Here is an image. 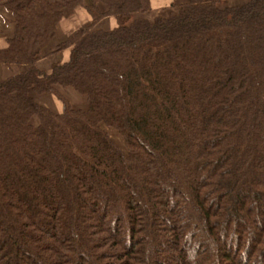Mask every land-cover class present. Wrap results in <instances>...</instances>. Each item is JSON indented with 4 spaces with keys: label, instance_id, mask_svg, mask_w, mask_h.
Returning a JSON list of instances; mask_svg holds the SVG:
<instances>
[{
    "label": "trees",
    "instance_id": "1",
    "mask_svg": "<svg viewBox=\"0 0 264 264\" xmlns=\"http://www.w3.org/2000/svg\"><path fill=\"white\" fill-rule=\"evenodd\" d=\"M85 1L5 3L0 64L23 70L0 80V264H264V0L154 19L135 16L147 0H90L99 15L51 53L70 59L42 71Z\"/></svg>",
    "mask_w": 264,
    "mask_h": 264
},
{
    "label": "crops",
    "instance_id": "2",
    "mask_svg": "<svg viewBox=\"0 0 264 264\" xmlns=\"http://www.w3.org/2000/svg\"><path fill=\"white\" fill-rule=\"evenodd\" d=\"M8 0H0V49L5 48L8 45V39L12 36L13 33V16L12 13L6 8L5 3ZM188 0H147L149 4V10L145 13H139L135 16H142L149 19H154L156 16L163 14L167 7H170L173 4H181ZM249 0H224L222 6H235L242 5ZM100 11H105L106 7L104 4H99ZM155 13L153 18L148 17V14ZM99 14L96 10H93L91 7V1L86 0L83 6L78 7L73 14L68 12L65 13L63 19L60 21L57 27L56 35L50 42L43 48V57L38 62V67L42 71H49L52 68V64L56 62L64 63L70 59L71 49L67 48L61 52L53 53L57 46L65 41L68 36L75 30L84 27L88 22L92 21ZM118 25L117 19L112 16H105L98 20L97 27L105 30H110L115 28ZM105 27V28H104ZM23 70V67L16 65L7 66L0 64V80L11 77L15 74L20 73ZM62 91V88L60 89ZM63 92V91H62ZM65 94V93H64ZM72 99L75 101L81 102V97L76 94L74 91H70ZM40 95V94H38ZM44 96H49L50 94L44 93L41 94ZM67 97V93L65 94ZM83 97V96H82ZM51 99V97H48ZM84 98V97H83ZM56 100V99H55ZM42 104L41 102H39ZM51 108L50 105L42 104ZM52 109V108H51ZM53 110V109H52ZM54 111V110H53ZM63 109L57 113L62 112ZM56 112V111H55Z\"/></svg>",
    "mask_w": 264,
    "mask_h": 264
},
{
    "label": "rangeland",
    "instance_id": "3",
    "mask_svg": "<svg viewBox=\"0 0 264 264\" xmlns=\"http://www.w3.org/2000/svg\"><path fill=\"white\" fill-rule=\"evenodd\" d=\"M221 5V4H220ZM155 15V13H150L148 14V17L150 18H153ZM114 17V16H112ZM105 28V27H104ZM62 91L63 93H67L68 95V98L70 99L71 101V104L75 107V108H79V109H83V110H86L88 109V106H89V102L87 100V98H85L83 95H81L80 93H78L76 90H74L73 88H62ZM70 91H74L76 94H78L80 97H81V102H78V101H75L74 99H72L71 97V94H70ZM50 94L48 97H51L48 98L47 96H44V95H38V94H35L34 93V96H35V99L38 101V102H41L42 104H47V105H50L51 108L56 111V112H59L63 109V102L61 100H59L55 95L51 94V93H48ZM84 98H83V97ZM56 99V100H55ZM39 123V118L38 117H34L32 119V124H38ZM106 130L111 134L112 138L115 140V142L123 149H125V144H124V139L122 137V135L112 129V128H108L106 127Z\"/></svg>",
    "mask_w": 264,
    "mask_h": 264
}]
</instances>
